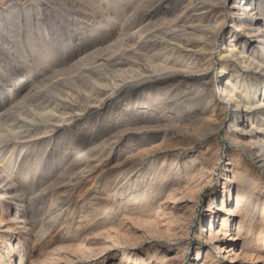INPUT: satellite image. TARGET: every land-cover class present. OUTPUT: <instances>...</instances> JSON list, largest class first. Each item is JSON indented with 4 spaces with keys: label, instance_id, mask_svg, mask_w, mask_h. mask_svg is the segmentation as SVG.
<instances>
[{
    "label": "rangeland",
    "instance_id": "obj_1",
    "mask_svg": "<svg viewBox=\"0 0 264 264\" xmlns=\"http://www.w3.org/2000/svg\"><path fill=\"white\" fill-rule=\"evenodd\" d=\"M233 1L230 0V5ZM119 11L122 14H118ZM146 16L147 21L144 24L149 25L142 35L143 38H140V46L147 48L131 53L132 45L135 44L126 40L125 34L128 32L119 30V25L122 20L130 24L133 21L139 22ZM229 21L228 17L227 24ZM226 34L227 30L219 32L218 40L214 43V48H217L216 55L209 71L213 77L211 81L213 80L214 91L218 89L220 65L217 51ZM133 39L137 41V37ZM161 44V0H0V96L24 101L31 99L37 92L52 87L55 91L53 89L50 93H45L44 98L67 104L66 117L73 114L72 120L66 121L64 127L60 126L59 131L54 132L49 146L40 148L39 152L46 154L44 159L49 162L52 173L58 174V179L50 183L65 186L66 193L64 203L63 199H60L61 203L58 204L56 198L59 194L53 195L56 198L46 195L47 199L46 196L44 199L39 195L34 196V207L38 206L35 219L40 220L39 223H42L48 232L44 233L43 239L41 238L38 243L26 248L24 261L28 260L30 264H120L124 260L123 250H127V253L132 251L131 253L138 256L144 255L146 259L148 257L146 249L152 245V239L151 231L148 232L149 228L145 223L142 225L145 220L142 217H146L145 215L129 213L125 215L126 217H117L118 220L110 224L101 222L103 216L99 213L100 208L102 209L104 205L111 206L110 202L105 200L107 197L105 191L110 187L111 181L122 175L120 178H123V183L128 184L130 183L128 178L135 179L140 172H148L150 161L164 158L178 160L182 171L180 176L188 179L189 176L185 175L183 167L184 161H191L194 156L200 155L198 153L209 155L218 150L219 158L214 161L213 167L206 171L205 177L197 176L196 185H199L192 189V194L196 192L197 194L191 196V208L182 216L183 219L166 231L167 233L163 232L162 239L159 240L162 244V257L165 260L174 257L177 264H197L199 248L203 249L204 255L211 249L215 251L212 248L214 244L206 241L200 231L205 220L207 221L210 198L213 194L223 191L229 153L237 148L244 153L248 163H253L252 154L232 141L229 126L233 108L229 105L222 121L215 126L209 125L207 117L199 121L194 117L181 122L177 118L181 115V107H185L180 100L184 94L182 87L168 85L162 89L160 85L138 86L135 80L138 81L143 76L129 78L128 74L125 76L128 77L126 81L130 80L133 83L126 87L120 96L114 97L105 108L100 109L89 102L87 93L83 91L86 85H90L87 78L81 82L78 77L71 79L76 75L80 77L82 70L87 69L90 73L94 69L95 74L103 76L107 79L106 84L111 86L114 77H120L121 72L127 69L124 64L128 61H137L138 68L144 70L143 72L147 71L145 76L158 75L162 71L153 72L150 60L159 52ZM51 51L54 52L53 55L46 54ZM125 51L128 52L121 57L119 60L121 63L116 66L119 67L118 70L107 65L111 57ZM46 56L49 60L44 63L41 59ZM9 58L13 63H7ZM26 59L28 62L23 65ZM100 63L103 65L99 66L101 71L98 67ZM158 88L159 100L168 103L167 107L143 108L142 104H134L136 101L147 100V96L157 93ZM103 90L109 91V88L104 87ZM220 101L222 102V99ZM130 103L132 104L129 105ZM19 108L21 111L33 109L28 104ZM145 111L147 113L143 115ZM23 152L24 150L22 154ZM41 154L43 153L31 155L29 157L31 159H27L25 166L28 168L31 166L30 171L36 169L35 166L29 165L32 158L36 156L39 158ZM13 159L21 160V156H15ZM75 162L77 168L72 166ZM19 163L22 164L20 161ZM15 168H12L14 174L22 167ZM260 169L258 171L264 177V169ZM81 171L84 173L81 174ZM79 172L82 178L76 179ZM30 173L26 174L24 182L38 188L37 182L39 180L43 182V177L39 178V175H36L35 178ZM127 176L128 178H125ZM32 177L34 179L30 181ZM124 178L127 180L124 181ZM61 182L64 183L60 184ZM191 182L189 179L184 181L187 185ZM84 215L85 218L88 216V219H82ZM95 215L98 217L94 218ZM83 220L88 221L84 223ZM98 233L105 238L109 236V239L135 237V234L136 237L134 241L124 246L109 242L107 244L110 246L98 256L86 257L82 252L85 246L82 242L85 240L91 246L100 244V240L95 239ZM99 238L106 240L104 237ZM104 241L102 243H105ZM132 245L136 247L135 250L129 249ZM0 250L4 251L3 246H0ZM54 252L56 257L53 255L49 258L48 256ZM240 262L248 264L243 259ZM147 263L150 264V261ZM218 264H229L228 258L219 256ZM251 264H264V261L254 259Z\"/></svg>",
    "mask_w": 264,
    "mask_h": 264
},
{
    "label": "bare ground",
    "instance_id": "obj_2",
    "mask_svg": "<svg viewBox=\"0 0 264 264\" xmlns=\"http://www.w3.org/2000/svg\"><path fill=\"white\" fill-rule=\"evenodd\" d=\"M161 1L162 46L156 56L150 60V64L153 72L162 71V73L145 76L147 71L143 72L144 70L138 68L137 61H128L124 64L127 69L121 72L120 77H114L111 86L106 84L107 79L100 74H95L94 69L90 73L87 69L82 70L81 74L79 73L80 77L76 75L71 79L78 77L81 82L87 78L90 85H86L83 91L87 93L89 102L100 109L105 108L114 97L120 96L124 89L133 83L130 80L126 81L128 77L137 76H143L138 81L135 80L138 86L160 85L162 89L168 85L182 87L184 94L180 100L185 107H181V115L177 118L181 122L194 117H197V121L207 117L210 126L218 125L230 105L233 108L229 126L232 141L252 154L253 163L250 164L245 160L241 150L234 148L230 151L227 170L224 174L223 191L213 194L210 198L207 221L205 220L200 231L206 241L214 244L212 248L215 251L211 249L207 251V255H204L203 249L199 248L196 262L197 264H218L219 256L228 258L229 264H242L241 259L248 264H251L254 259L264 261V177L258 171L260 168L264 169V0H234L231 5L230 0ZM119 13L122 14L121 11ZM228 17L230 21L227 24ZM145 21L147 16L139 22L133 21L130 24L122 20L119 25V30L128 32L125 34L126 40L136 45H132L131 53L147 48L140 46V38H143L142 35L149 25L144 24ZM130 25L132 26L129 27ZM132 28L134 30L131 31ZM223 30H227V34L217 51L220 65L218 89L214 91L213 80L211 81L213 77L209 71L216 55L217 48H214V43L218 40V33ZM133 37H137V41ZM127 52L111 57L110 61L107 60V65L118 70L119 67L116 68V66L121 63L119 60ZM46 54L53 55L54 52ZM41 60L46 63L49 58L46 56ZM10 62L13 63L9 58L7 63ZM27 62L26 59L23 65ZM100 64L98 67L103 66L102 63ZM104 87H108L111 93L103 90ZM53 89L52 87L44 89L34 94L31 99L24 101L16 100L14 97L0 96V246L4 249V251L0 250V264H12V262L13 264H30L28 260L24 261L26 248L38 243L41 238L43 239L44 233L48 232L44 225L39 223L40 220L35 219L38 206L34 207V196L39 195L44 199L46 195L54 197L53 195L59 194L57 198L54 197L57 204L61 203L60 199L65 197V186L50 183L58 179V174H53L50 170L49 162L44 159L46 154L39 152L41 147L49 146L55 135L54 132L59 131L58 127H64L66 121L72 120L73 114L66 117L67 104L44 98L45 93H50ZM156 92L147 94L149 95L147 100L136 101L134 104H142L143 108L167 107L168 103L159 100L160 88ZM24 104L32 106L33 109L21 111L19 106ZM146 113L147 111L143 112V115ZM37 153L43 154L40 155L41 157L38 155L39 158L37 156L32 158V163L29 165L36 168L32 172L29 170L31 166L28 168L25 165L27 159ZM198 154L200 155H193L190 163L184 161L183 164L185 175L192 180L190 185L184 183L188 179L180 176L182 171L179 161L168 158L150 161L148 172H140L135 179L129 180L128 175L125 177L130 182L128 184L123 183V178H120L122 175L111 181L110 187H107V192L105 191L107 197L106 194L104 195L106 197L104 199L110 202L111 206L104 205L102 209L99 207L100 212L97 208L103 216L101 222L110 224L129 213L143 214L146 217H142L145 219L142 225L145 223L149 228L148 232L151 231L152 239V245L146 249L148 254L146 259L144 255L138 256L136 253H131V250L136 248L132 245V248H129L131 252L127 253V250H123L125 261L122 260L120 264H149L148 261L150 264H164V262L177 264L174 257L167 260L162 257V244L159 240L162 239V233H167L166 231L183 219L182 216L191 208L192 195L197 194V192L192 194L197 176L205 177L206 171L211 169L214 161L219 158L218 150L209 155L208 153L207 155ZM15 156H21L23 161L14 160ZM16 165V168H22L20 172L16 171L14 174L12 168ZM76 165V162L72 164L74 167ZM27 173L32 174L33 177L36 175H39V178L43 177V182L40 180L37 182L38 188L36 186L34 188L29 182H24ZM83 173L81 171V174ZM77 176L76 179L82 178L80 172ZM33 177L30 181L34 179ZM97 215L94 218L98 217ZM84 218L85 215L82 219ZM98 236L105 238L99 233ZM98 236L95 239L100 240L101 244L104 239L101 240ZM134 236L136 237V234ZM135 237L109 239L107 236L105 243L93 244V246L83 240L82 243L85 246L82 252L86 257L98 256L110 246L107 243L124 246L134 241ZM55 252L48 257L52 258L53 255L56 257L57 252L56 254Z\"/></svg>",
    "mask_w": 264,
    "mask_h": 264
}]
</instances>
